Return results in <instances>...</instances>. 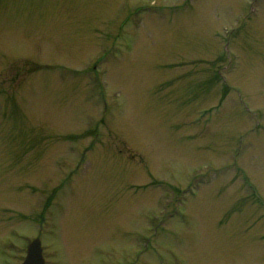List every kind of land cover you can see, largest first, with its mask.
Returning <instances> with one entry per match:
<instances>
[{
  "label": "rangeland",
  "instance_id": "1",
  "mask_svg": "<svg viewBox=\"0 0 264 264\" xmlns=\"http://www.w3.org/2000/svg\"><path fill=\"white\" fill-rule=\"evenodd\" d=\"M264 264V0H0V264Z\"/></svg>",
  "mask_w": 264,
  "mask_h": 264
},
{
  "label": "water",
  "instance_id": "2",
  "mask_svg": "<svg viewBox=\"0 0 264 264\" xmlns=\"http://www.w3.org/2000/svg\"><path fill=\"white\" fill-rule=\"evenodd\" d=\"M23 264H45L40 239H35L31 242L28 249V255Z\"/></svg>",
  "mask_w": 264,
  "mask_h": 264
}]
</instances>
